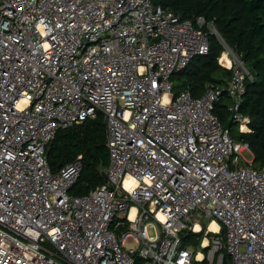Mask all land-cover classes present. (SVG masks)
Wrapping results in <instances>:
<instances>
[{
    "label": "built area",
    "instance_id": "obj_1",
    "mask_svg": "<svg viewBox=\"0 0 264 264\" xmlns=\"http://www.w3.org/2000/svg\"><path fill=\"white\" fill-rule=\"evenodd\" d=\"M196 22L154 0H0V264H264V166L214 112L227 94L252 133L253 76L225 51L226 86L173 91L210 50ZM99 113L106 183L72 197L82 157L54 174L47 145Z\"/></svg>",
    "mask_w": 264,
    "mask_h": 264
},
{
    "label": "trees",
    "instance_id": "obj_2",
    "mask_svg": "<svg viewBox=\"0 0 264 264\" xmlns=\"http://www.w3.org/2000/svg\"><path fill=\"white\" fill-rule=\"evenodd\" d=\"M165 10L173 11L183 21L197 24L198 18L206 22L203 28L210 40L206 56H197L189 66L172 77L177 96L191 91L196 98L204 94L206 84L224 87L232 78V71L219 64L225 45L233 50L253 76L246 84L242 111L250 119L252 133H240L228 112V96L215 104V114L230 135L237 141L248 143L253 153L254 166H264V0H154ZM216 28L217 34L209 26ZM226 43V44H223ZM47 163L55 174L82 157L83 169L70 196H86L106 183L109 161L107 127L104 116L88 119L80 125L58 131L47 145ZM199 236V235H198ZM195 234L183 235L184 244L199 245Z\"/></svg>",
    "mask_w": 264,
    "mask_h": 264
},
{
    "label": "bare ground",
    "instance_id": "obj_3",
    "mask_svg": "<svg viewBox=\"0 0 264 264\" xmlns=\"http://www.w3.org/2000/svg\"><path fill=\"white\" fill-rule=\"evenodd\" d=\"M229 62H230L229 58L226 56V54H224L222 58V64H229ZM127 184H129V182H127ZM211 227L217 230V227L215 226V224H212Z\"/></svg>",
    "mask_w": 264,
    "mask_h": 264
},
{
    "label": "rangeland",
    "instance_id": "obj_4",
    "mask_svg": "<svg viewBox=\"0 0 264 264\" xmlns=\"http://www.w3.org/2000/svg\"><path fill=\"white\" fill-rule=\"evenodd\" d=\"M223 44H226L223 42ZM226 47V46H225ZM225 51H227V53H230V56H232L233 58H237L236 56H234L235 54L233 53V50L230 47H226ZM226 53V52H225ZM223 56V55H222ZM58 260V259H57ZM61 263H63L61 260H59ZM64 264V263H63Z\"/></svg>",
    "mask_w": 264,
    "mask_h": 264
},
{
    "label": "water",
    "instance_id": "obj_5",
    "mask_svg": "<svg viewBox=\"0 0 264 264\" xmlns=\"http://www.w3.org/2000/svg\"><path fill=\"white\" fill-rule=\"evenodd\" d=\"M103 177L106 179V174H104Z\"/></svg>",
    "mask_w": 264,
    "mask_h": 264
}]
</instances>
